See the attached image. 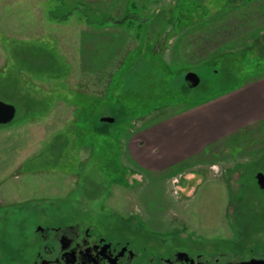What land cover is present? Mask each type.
Returning a JSON list of instances; mask_svg holds the SVG:
<instances>
[{
	"label": "rangeland",
	"instance_id": "rangeland-1",
	"mask_svg": "<svg viewBox=\"0 0 264 264\" xmlns=\"http://www.w3.org/2000/svg\"><path fill=\"white\" fill-rule=\"evenodd\" d=\"M263 1L0 0V100L17 108L0 126V249L18 248L22 259L1 264H24L34 248L28 215L44 208H102L155 236L181 218L213 229L210 238L254 237L264 132L241 131L160 171H145L142 152L135 160L128 148H143L151 127L191 105L264 75ZM63 3L68 19L54 16ZM79 4L118 20L129 10L134 23L90 26ZM190 71L196 87L185 82ZM173 147L151 160L170 163L180 154Z\"/></svg>",
	"mask_w": 264,
	"mask_h": 264
},
{
	"label": "flooded vegetation",
	"instance_id": "flooded-vegetation-1",
	"mask_svg": "<svg viewBox=\"0 0 264 264\" xmlns=\"http://www.w3.org/2000/svg\"><path fill=\"white\" fill-rule=\"evenodd\" d=\"M177 182H181L180 176ZM58 209L29 213L27 240L34 248L25 255L24 264H264V210L253 238L231 241L210 238L208 232L213 229L191 226L181 218V227L155 236L142 225L137 228L132 222H118L117 212L80 206ZM230 209L227 216L235 217ZM219 229L225 232L226 227ZM18 252L10 245L6 254L2 247L0 264L7 256L22 263Z\"/></svg>",
	"mask_w": 264,
	"mask_h": 264
},
{
	"label": "crops",
	"instance_id": "crops-1",
	"mask_svg": "<svg viewBox=\"0 0 264 264\" xmlns=\"http://www.w3.org/2000/svg\"><path fill=\"white\" fill-rule=\"evenodd\" d=\"M253 1L260 0H249V3H255ZM173 121L174 128H179L176 135L167 130L171 128ZM248 129L264 132V75L252 78L203 105L187 110L173 120L151 127L149 130L152 131L143 137L144 147L138 149L129 144L128 150L132 158L136 156L134 154L142 152L144 157L141 161L134 159L146 168L145 171H160L169 164L191 159L206 149L210 150L219 141ZM170 145L180 151L176 159L168 164L151 160L154 152ZM220 148L229 149L224 145Z\"/></svg>",
	"mask_w": 264,
	"mask_h": 264
},
{
	"label": "trees",
	"instance_id": "trees-1",
	"mask_svg": "<svg viewBox=\"0 0 264 264\" xmlns=\"http://www.w3.org/2000/svg\"><path fill=\"white\" fill-rule=\"evenodd\" d=\"M131 4L133 5L134 3L131 2ZM65 6H66V4L63 3L59 7L60 8V13L57 14V12H55L54 13V16L57 17V18H61L64 15V17H62V19H66L67 17H69L72 14V11H71L72 8H69L70 9L69 10V9L65 8ZM78 7L81 8L80 9L81 14L86 18V23L89 24L90 26H94V27H106L109 24H114L116 26H126V25H132L134 23V20L132 19V17H134V16H133V14H130L129 13V10L125 13V15H124V17L122 19L118 20L117 18L115 19V17H113L111 14L101 12L98 9H96V10L95 9H92L91 7H89L88 5H85V4L84 5L83 4H81V5L79 4L77 6V9H78ZM144 26H146V28H148L147 27V26H149V20L148 19L144 20V23L143 24L140 23L138 25V29L139 30L140 29L142 30L144 28ZM142 38L143 37H141V35H139V39H142ZM185 82H186V80H185ZM186 83H188V82H186ZM202 102L205 103V102H208V101L207 100H204ZM202 102L195 103V104L191 105V107L188 108V109H191V108H194L196 106H199V105L203 104ZM156 109H154V111ZM99 122L102 123V124H105V125H109L108 123H105V122H101V121H99Z\"/></svg>",
	"mask_w": 264,
	"mask_h": 264
},
{
	"label": "water",
	"instance_id": "water-1",
	"mask_svg": "<svg viewBox=\"0 0 264 264\" xmlns=\"http://www.w3.org/2000/svg\"><path fill=\"white\" fill-rule=\"evenodd\" d=\"M185 80L189 83L191 87H196L200 84L201 78L197 73L190 71L185 75ZM16 114L17 108L15 105L5 103L0 100V126L8 125L13 122L16 117ZM101 121L112 123L115 121V119L112 117H103ZM257 180L259 186L264 189V174L259 173L257 176Z\"/></svg>",
	"mask_w": 264,
	"mask_h": 264
}]
</instances>
